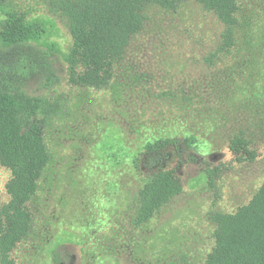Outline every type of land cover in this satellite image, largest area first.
<instances>
[{
  "label": "rangeland",
  "instance_id": "1",
  "mask_svg": "<svg viewBox=\"0 0 264 264\" xmlns=\"http://www.w3.org/2000/svg\"><path fill=\"white\" fill-rule=\"evenodd\" d=\"M59 1L8 0L45 29L29 53L32 74L16 83L56 106L45 130L51 162L31 204L34 232L13 251L16 263L204 264L215 245L213 216L235 213L264 182V0L240 1L236 44L221 53L224 26L214 13L194 1L150 4L104 88L70 83L72 38ZM238 134L255 161L231 151ZM191 135L198 153L193 162L188 150L178 169L183 192L135 226L143 182L133 160L147 142ZM10 178L0 165V210Z\"/></svg>",
  "mask_w": 264,
  "mask_h": 264
},
{
  "label": "trees",
  "instance_id": "2",
  "mask_svg": "<svg viewBox=\"0 0 264 264\" xmlns=\"http://www.w3.org/2000/svg\"><path fill=\"white\" fill-rule=\"evenodd\" d=\"M188 1L217 16L224 26L219 53L231 50L237 40L241 0L59 1L72 38L65 55L70 83L108 86L130 41L143 29L144 10L150 4L176 7ZM13 7L8 0H0V61H13L0 62V165L11 172L6 185L9 201L0 210V264H17L13 251L34 232L31 204L51 162L45 130L56 110L44 97L29 95L16 83L32 74L34 62L29 53L41 43L45 29ZM230 149L242 161L257 158L243 134L231 139ZM188 150L193 152L188 154ZM196 153L197 138L192 135L164 137L143 146L133 160L143 182L134 202L135 226L149 224L183 192L178 169L187 154L194 162ZM172 161L178 162L177 168H170ZM205 172L208 179H214L213 169ZM213 221L215 245L204 264H264V182L247 205L232 214L217 213Z\"/></svg>",
  "mask_w": 264,
  "mask_h": 264
}]
</instances>
